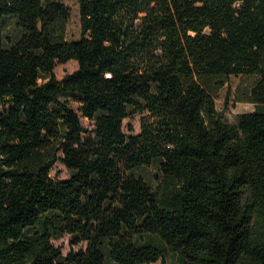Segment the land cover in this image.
<instances>
[{"label": "trees", "instance_id": "1", "mask_svg": "<svg viewBox=\"0 0 264 264\" xmlns=\"http://www.w3.org/2000/svg\"><path fill=\"white\" fill-rule=\"evenodd\" d=\"M77 1L67 41L61 0H0V264H264V0ZM240 75L256 108L231 123ZM155 161L163 193L135 173Z\"/></svg>", "mask_w": 264, "mask_h": 264}, {"label": "rangeland", "instance_id": "2", "mask_svg": "<svg viewBox=\"0 0 264 264\" xmlns=\"http://www.w3.org/2000/svg\"><path fill=\"white\" fill-rule=\"evenodd\" d=\"M71 9V20L66 27L67 41H76L81 38V21H80V9L77 0H61ZM78 68V62L71 60L64 64H58L54 70L57 78L61 79L65 75L74 72ZM257 81V77L254 75H240L232 76L228 83L218 92L216 97V106L219 113L223 116L224 120L228 122H235L236 118L241 113L254 111L256 104L252 101L251 90ZM62 100L67 99L71 106L76 110H79L80 103L76 96L62 95ZM1 111V108H0ZM142 115L135 113L129 116L124 121L125 131L127 133H139L141 131ZM83 124L92 129L94 122L87 118H82ZM141 175L148 184L156 191L163 193L165 190V184L163 182V174L160 170L158 161H155L150 166L139 168L135 172ZM52 176L56 179L69 177L68 169L60 162H57L52 169ZM71 236L64 234L60 237H54L52 243L61 248L64 254L69 253L72 250L78 251L81 248H86V243H80L75 245L71 242ZM162 261L151 264H161ZM106 264H112L111 260L107 258ZM164 264H186L180 254L169 251L165 258Z\"/></svg>", "mask_w": 264, "mask_h": 264}]
</instances>
